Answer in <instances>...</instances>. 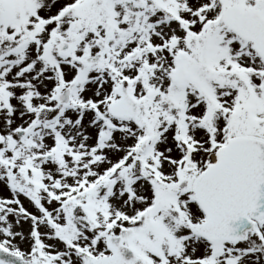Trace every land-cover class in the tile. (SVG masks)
Segmentation results:
<instances>
[{"label":"snow or ice","instance_id":"6c2138e0","mask_svg":"<svg viewBox=\"0 0 264 264\" xmlns=\"http://www.w3.org/2000/svg\"><path fill=\"white\" fill-rule=\"evenodd\" d=\"M0 264H264V0H0Z\"/></svg>","mask_w":264,"mask_h":264}]
</instances>
